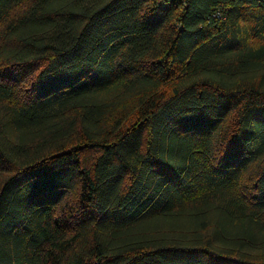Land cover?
<instances>
[{"label":"trees","instance_id":"16d2710c","mask_svg":"<svg viewBox=\"0 0 264 264\" xmlns=\"http://www.w3.org/2000/svg\"><path fill=\"white\" fill-rule=\"evenodd\" d=\"M0 264H264V0H0Z\"/></svg>","mask_w":264,"mask_h":264}]
</instances>
